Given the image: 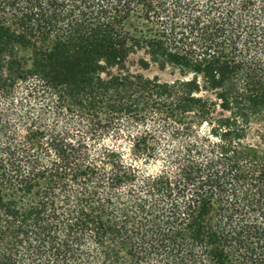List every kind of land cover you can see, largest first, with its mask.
<instances>
[{
    "label": "trees",
    "instance_id": "obj_1",
    "mask_svg": "<svg viewBox=\"0 0 264 264\" xmlns=\"http://www.w3.org/2000/svg\"><path fill=\"white\" fill-rule=\"evenodd\" d=\"M0 264H264V0H0Z\"/></svg>",
    "mask_w": 264,
    "mask_h": 264
},
{
    "label": "rangeland",
    "instance_id": "obj_2",
    "mask_svg": "<svg viewBox=\"0 0 264 264\" xmlns=\"http://www.w3.org/2000/svg\"><path fill=\"white\" fill-rule=\"evenodd\" d=\"M136 60V57H132L129 61L128 64V68L132 71V72H141L142 74L146 75V76H152L154 74H159L161 76L162 79H171V77L169 76V74L167 72L165 73H160L158 72L154 67H151L149 70L146 71H142L140 70L136 63L134 62Z\"/></svg>",
    "mask_w": 264,
    "mask_h": 264
}]
</instances>
